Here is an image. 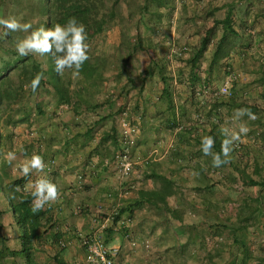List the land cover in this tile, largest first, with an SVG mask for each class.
Here are the masks:
<instances>
[{"label": "crops", "instance_id": "0c3cea01", "mask_svg": "<svg viewBox=\"0 0 264 264\" xmlns=\"http://www.w3.org/2000/svg\"><path fill=\"white\" fill-rule=\"evenodd\" d=\"M231 5L235 26L246 20L244 16L250 20L259 8L243 0L218 4L182 0L180 11L159 10L160 19L151 20L149 26L133 27L132 33L115 27L116 37L109 42L118 48L116 66H111L102 90L89 94L88 99L75 98L70 105L59 106L57 115L36 119L29 127L31 134L26 125L15 127L8 146L16 159L6 161L5 166H13L14 177H21L20 166L33 154L41 155L48 166L47 178L61 189L60 200L50 208L65 246L60 249L49 241L43 243L36 253L40 263L49 264L50 257L58 254L67 264H91L78 234L89 232L113 208L126 206L130 213H122L112 223V230L102 233L107 245L119 248L114 264H258L264 259V142L257 136L264 128V84L257 80L264 72V27H234L238 33L234 50L210 68L221 33L218 27L196 68L192 70L188 63L211 24L209 13L223 18ZM255 24L263 22L256 20ZM124 32L133 40L141 37L142 47L134 49L131 42L127 49ZM128 50L127 70L122 71ZM227 69L237 99L261 107L256 120L262 125L245 116L233 123L238 108L228 109L224 103L229 98L215 95ZM217 103L221 104V126L231 130L244 123L249 131L239 142L241 152H231L230 163L214 168L211 157L200 150L199 140L207 136V115ZM121 108L127 109L128 117L139 127L133 148V185L124 196L118 194L112 161ZM173 109L187 129L181 136L171 129ZM35 136H42L39 143L33 140ZM146 157L149 162L142 161ZM156 175L172 182V194L164 203L177 210L178 216L159 200L133 204L140 199V191L159 186ZM37 178L30 176L25 188L32 189L30 181ZM226 202L233 213L225 212ZM126 215L130 216L127 223Z\"/></svg>", "mask_w": 264, "mask_h": 264}, {"label": "trees", "instance_id": "16d2710c", "mask_svg": "<svg viewBox=\"0 0 264 264\" xmlns=\"http://www.w3.org/2000/svg\"><path fill=\"white\" fill-rule=\"evenodd\" d=\"M120 0H0V9L4 12L7 5L13 8H20L25 13L22 15V22H29L33 29L36 28H52L57 23L63 25L70 18H75L78 23H82L88 33V43L93 40L96 35L108 28L109 22L116 16L115 5ZM247 1L249 6L259 7L257 13L252 17L251 27L256 20L263 22L264 27V4L261 0H243ZM109 2V4H108ZM106 4V5H105ZM152 4V6H150ZM174 0H144L139 6L140 21H144V25L149 26L150 21L160 19V8L172 9ZM262 4V5H260ZM12 8V9H13ZM153 12L147 19L142 15L143 12ZM211 24L207 26L202 35L198 46L192 53L188 63L192 70L196 68V62L208 48L210 41L215 37L216 29L220 27V36L216 39L210 68L214 67L220 60L229 57L235 48V39L238 35L234 27H250L248 18L243 17L245 21L234 24L232 5L223 18H217L211 11L208 15ZM247 17V16H246ZM35 21L33 22V20ZM135 27H138V23ZM154 22V21H153ZM206 27V26H205ZM27 33L14 32L9 33L7 37L0 31V128L1 121L4 120V127L10 128L4 135L0 132V154L2 145L10 142L13 130L19 125H26L28 128L33 124L32 116L45 117L46 107L53 103L54 107L62 105H70L75 98L80 100L88 99L89 94L97 93L102 90L105 81L106 68L110 66L109 59L98 53L93 54L89 51L90 59L86 61L79 74L72 70H66L63 75L55 71L54 58L51 55L35 56L29 55L21 57L15 50L17 39H22ZM122 39L128 45L133 42V48L142 47V39L137 36L132 39L127 32L122 33ZM130 52L122 59V71L127 70V60ZM37 73H42L44 79L41 80L40 86L36 92H32L30 88H26ZM129 72L127 71V74ZM228 72V69L226 71ZM128 77V75H127ZM264 84L263 77L258 78ZM219 97V96H218ZM224 103L228 109L232 108H250V110L258 115L261 107L256 103H248L239 100L231 91V96ZM264 98V95H263ZM50 106V105H49ZM221 104L213 105V111H209L207 115V136L215 138V152H220L222 140L225 138L221 132V120L223 116L218 111ZM173 107V105H172ZM215 111V113H214ZM173 109L171 129L175 131V135L181 136L186 133V128L181 126V121L177 116V112ZM247 117V116H245ZM257 124L262 125L263 122L256 120ZM180 127L179 129H177ZM259 130V129H258ZM264 142L263 131L258 132ZM35 136L33 139L39 143ZM3 139H6L3 142ZM199 140V139H198ZM201 143V139L199 140ZM9 144V143H8ZM240 148L234 149L232 152H241ZM149 162V161H147ZM5 163H0V264H45L37 260L36 253L42 248V244L49 241L50 244L57 245L62 249L65 244L63 240V232L53 220L51 208L46 206L43 211L32 212L31 192L33 189L25 188L24 184L29 177L10 178L4 170ZM159 186L156 189L140 191L139 200L134 205H139L142 201L156 203L158 200L163 204L164 208L170 213L178 216L177 210L171 209L166 203L165 198L172 194V182L170 179L156 175ZM7 179V180H6ZM249 183L257 184L250 180ZM263 183V182H262ZM19 189V190H17ZM129 206L118 209V215L114 217L113 223L122 213H130ZM8 217L6 228L10 230L9 235H2L1 229L4 228L2 220ZM217 228V227H216ZM215 228V229H216ZM112 227L105 231L109 232ZM13 241L14 247L8 245V241ZM238 242V241H237ZM49 264H67L58 254L50 257ZM258 264H264V259Z\"/></svg>", "mask_w": 264, "mask_h": 264}, {"label": "clouds", "instance_id": "9594fccd", "mask_svg": "<svg viewBox=\"0 0 264 264\" xmlns=\"http://www.w3.org/2000/svg\"><path fill=\"white\" fill-rule=\"evenodd\" d=\"M0 31L7 37L9 33L24 32L27 33L22 39H17L15 50L21 57L29 55L46 56L51 55L54 58L55 71L63 75L66 70L75 71L79 74L83 64L90 59L88 53L90 45L88 33L82 23H78L75 18H70L65 24L57 23L52 28H36L29 22L22 23L15 16L0 17ZM44 79L42 73H37L26 88L36 92ZM247 116L249 120H256L257 116L250 108H238L234 110L232 117L233 123L241 121V118ZM249 128L244 123L238 124V129H229L221 126L220 132L225 137L221 143L220 152H213L215 147V138L204 136L201 138L200 150L206 157H211L212 166L219 168L222 165L230 163L231 152L237 142H242V137L246 135ZM7 162L11 163L16 159V154L9 151L6 156ZM47 164L41 155L33 154L19 168L21 177L37 176L34 181H30L32 200V212L43 211L46 206L50 207L61 198L60 187L47 178ZM19 190V189H17ZM96 255L104 260L103 255L97 251ZM92 264H96L94 258L90 257ZM105 264L107 262L105 261Z\"/></svg>", "mask_w": 264, "mask_h": 264}, {"label": "built area", "instance_id": "2783aa9c", "mask_svg": "<svg viewBox=\"0 0 264 264\" xmlns=\"http://www.w3.org/2000/svg\"><path fill=\"white\" fill-rule=\"evenodd\" d=\"M231 78H226L223 84L215 91L216 96L229 97L231 96ZM221 111V108H218ZM138 124L132 122L128 117L127 109L124 108L119 113V129L117 133L116 147L113 153V165L118 176V194L120 196L127 195L132 187V175L134 173L136 161L133 156V148L136 144V135L138 133ZM236 148H240V143L237 142ZM163 155V154H162ZM161 157V155H160ZM143 162L148 161V158L142 159ZM81 178V176H79ZM36 180V179H35ZM111 193L107 192V196ZM118 215V208H113L110 213L95 227L87 233H79L78 240L85 253V259L91 263L90 257L94 258L96 264H114V258L119 252L118 247L109 246L102 237L103 231L109 228L115 216ZM130 221V216L126 215L125 222ZM112 227V226H111ZM64 244V243H62ZM147 246V245H146ZM99 251L104 260L96 255Z\"/></svg>", "mask_w": 264, "mask_h": 264}, {"label": "rangeland", "instance_id": "374dc122", "mask_svg": "<svg viewBox=\"0 0 264 264\" xmlns=\"http://www.w3.org/2000/svg\"><path fill=\"white\" fill-rule=\"evenodd\" d=\"M214 1H215V4H218V3H221L223 0H214ZM224 1H230V0H224ZM142 3H144V0H120L119 2H117V4L115 5L116 16H115L114 19H112L109 22L108 28L105 29L103 32L99 33L98 35H96V37L89 42V45H90V50L89 51L90 52H92L93 54L98 53L99 55L104 56L105 58L109 59V62L111 63L110 66L106 68L105 78L108 77L109 72L111 71L110 69L112 67L114 68L116 66V59L117 58H116L115 52L117 51L118 48H114L113 46H111V44L109 42L112 39H114V37H116L115 34L112 32V30H114L115 27H119L120 29L121 28H125L126 30L130 31L131 33L134 32V30L132 28L136 26V23L138 22V20L139 21L141 20V18L139 17L141 13L138 12V9H139V6L142 5ZM108 4H109V2H108ZM150 6H152V4H150ZM172 7H173L172 8L173 10L177 9L178 11H180L181 8H182V0H176V1L174 0V4H173ZM12 8L13 7L10 4L7 5L4 8L5 9L4 10L5 13H3V11L0 9V17H5L6 18V17H9V16H15L16 18L20 19L21 22H22V15L25 12L22 11V9L20 10V8H13V9ZM159 10H162L164 12V10H167V8H160ZM151 13H153V12H150V11L149 12H143L142 15L144 16L145 19H147L148 17H150L149 14H151ZM218 16L221 17L222 14H218ZM165 18H167V17H165ZM153 19H155V18H153ZM248 20H249V18H248ZM251 20H252V17H250V20L248 21V24L250 25V27H251V24H252ZM34 21H35V19L33 20V22ZM22 23H24V22H22ZM156 25H158V24H156ZM145 26L146 25H144V21H140L138 23V27H145ZM155 27H157V26H155ZM252 27H263V25L261 24V26H260V24H254ZM231 74L232 73H228L226 75L225 79L227 77L231 78L230 82L232 83L234 81V79H233V76ZM107 83H109V80L107 81ZM49 105L46 107V114L48 116L57 115L58 113L56 114L55 111L59 107H54L53 103H50ZM61 109H63V107H61ZM123 109L124 108H121L119 113ZM65 112H66V110H65ZM118 117H119V115H118ZM32 118H33L34 122L38 118L41 119V121L43 119H45V117L42 118L41 116H37V115L32 116ZM4 125H5V122H4V120H2L1 121L0 132L6 138L5 134L8 132V130L10 128L4 127ZM118 125H119V118H118ZM26 128L28 130V133L31 134L33 129L28 128V127H26ZM5 140L6 139H3V142ZM8 143H9V141L7 142V144L5 143L1 147V149H2V152L0 154V163L1 164L5 163L7 161L6 156H7V153L10 151ZM134 160L136 161L135 158H134ZM4 170L8 173L10 178H15L14 177L15 175H14L13 166H9V168H8V167H6L4 165ZM261 175H262V173H261ZM16 177H18V176H16ZM226 204H227V207H226L225 212L226 213L227 212L228 213H233L234 210H229L228 203L226 202ZM8 219H9L8 217H5L2 220V223L4 224V228L1 229V234L10 236V230H9V228L8 229L6 228V223H7ZM262 243H263V247H264V241ZM7 244L11 245L12 247H14V243L11 240L8 241Z\"/></svg>", "mask_w": 264, "mask_h": 264}]
</instances>
